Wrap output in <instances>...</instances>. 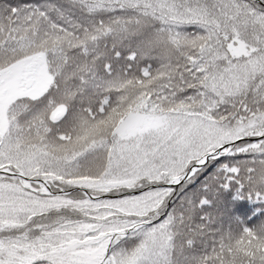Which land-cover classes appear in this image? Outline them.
Listing matches in <instances>:
<instances>
[{
  "label": "snow or ice",
  "instance_id": "6c2138e0",
  "mask_svg": "<svg viewBox=\"0 0 264 264\" xmlns=\"http://www.w3.org/2000/svg\"><path fill=\"white\" fill-rule=\"evenodd\" d=\"M0 264H264V0H0Z\"/></svg>",
  "mask_w": 264,
  "mask_h": 264
}]
</instances>
